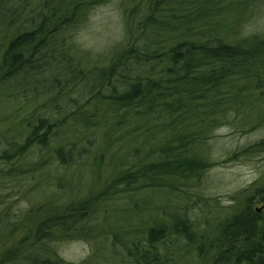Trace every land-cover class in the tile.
I'll use <instances>...</instances> for the list:
<instances>
[{
  "label": "trees",
  "instance_id": "1",
  "mask_svg": "<svg viewBox=\"0 0 264 264\" xmlns=\"http://www.w3.org/2000/svg\"><path fill=\"white\" fill-rule=\"evenodd\" d=\"M108 1L0 0V94L33 104L0 116V188L27 179L36 191L45 169L60 186L78 165L100 187L60 206L31 204L15 219L0 212V264H16L18 250L40 249L56 232L88 238L83 230L112 210L105 202L133 211L140 193L160 187L184 198L182 186L211 165L215 129L264 127V34L242 30L264 0H117L122 39L107 53L82 48L75 30ZM45 79L51 85L39 90ZM249 150L264 162V137ZM260 175L224 218L217 211L198 226L181 204L173 219L162 211L128 238L101 233L122 264H264V167ZM47 255L36 264H68Z\"/></svg>",
  "mask_w": 264,
  "mask_h": 264
},
{
  "label": "rangeland",
  "instance_id": "2",
  "mask_svg": "<svg viewBox=\"0 0 264 264\" xmlns=\"http://www.w3.org/2000/svg\"><path fill=\"white\" fill-rule=\"evenodd\" d=\"M118 4L117 0H110L93 8L86 22L75 30L74 40L82 48H89L95 53L109 52L111 46L119 42L123 36L124 25ZM261 7L262 12L259 15L244 23L242 30L245 34H264V4ZM49 85L51 84L48 79L36 83L39 90H45ZM2 92L3 96L0 94L2 97L0 98V116L11 115L13 112L18 114L15 110L18 106L22 109L19 114L27 113L33 106L31 104L29 107L24 102L26 105L22 108L16 101L8 99L7 90ZM262 137H264V127L247 131L235 129L234 125L230 124L218 127L213 131L212 138L207 141L205 150L211 165L206 168L197 182L193 181L187 187L182 186L184 188L182 191L187 193L183 195V200L177 196V193L169 194L167 189L160 187L149 188L140 193L137 202L130 205L133 211L123 210L126 203L122 207L123 204L118 202H105L112 210L106 212L104 220L101 217L95 231L83 230L88 238L79 237L81 234L79 232L71 236L67 234L60 236L61 234H56L59 233L56 232L51 240H44L40 243L42 245L40 249L36 246L33 248L24 246L18 250L20 252L16 255V264H36L37 260L47 257V253L58 256L68 264H122L121 260L124 258L117 253L118 248L113 249L111 245L109 246L101 232L112 231L117 236L128 238L134 234V229L139 225L145 227L152 219L158 221L162 211L168 213V216L173 219L175 215L180 214L181 204L187 207L186 216L191 222L195 224V221L199 219L198 226H202L204 220L216 216L217 211L221 213L220 217L224 218V215L231 211L233 209L231 207L238 202L234 199L235 194L259 180L261 176L260 173L264 167L262 154L246 150L248 146L258 142ZM34 157L30 156L29 159ZM50 171L52 170L45 169L38 174L36 181H40L41 186L36 191H28L33 184L27 179L22 181L24 185L19 184L18 181L14 183L11 180H5L0 188V212L6 211L15 219L17 215L28 214L32 210L31 204L51 200L60 206L68 199L80 198L89 189L98 191L100 188L94 180V172L89 170L88 166L78 165L64 171L60 186L56 183L58 176L52 175ZM43 178H47L45 181L51 180L52 186L47 185L46 182L42 183ZM24 191L27 193L23 194ZM32 216L36 222L41 219L40 216L36 217L38 215L32 214ZM24 223L27 224L28 221ZM240 223L248 228L249 223L245 219L240 220ZM218 230L215 231L216 234ZM98 233H101L99 237H97ZM26 240L28 244L33 240L32 236Z\"/></svg>",
  "mask_w": 264,
  "mask_h": 264
}]
</instances>
